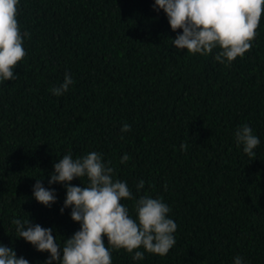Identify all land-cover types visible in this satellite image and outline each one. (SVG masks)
<instances>
[{"label":"trees","instance_id":"trees-1","mask_svg":"<svg viewBox=\"0 0 264 264\" xmlns=\"http://www.w3.org/2000/svg\"><path fill=\"white\" fill-rule=\"evenodd\" d=\"M154 2L19 0L29 36L17 77L0 80V244L29 264L50 254L19 238L12 220L52 228L62 248L80 224L71 207L61 213L66 189L49 184L50 174L63 155L93 151L134 197L165 202L177 224L163 256L117 250L103 237L112 264H234L237 256L264 264V13L250 50L220 63L219 47L208 55L175 48L182 29L173 31ZM65 73L73 83L57 97L50 89ZM244 124L260 140L252 157L234 137ZM39 178L54 189L50 207L33 197ZM121 203L135 219L134 200ZM135 251L144 258L133 260Z\"/></svg>","mask_w":264,"mask_h":264},{"label":"clouds","instance_id":"clouds-1","mask_svg":"<svg viewBox=\"0 0 264 264\" xmlns=\"http://www.w3.org/2000/svg\"><path fill=\"white\" fill-rule=\"evenodd\" d=\"M19 0H0V80H13L14 69L26 55L24 37L17 21ZM154 10H163L173 31L182 29L175 39H171L177 49L189 53L208 55L219 47L215 56L220 63H231L238 56L250 50L255 38L262 13L264 0H155ZM73 83L71 75L65 73L64 81L50 89L57 97L69 90ZM131 126L123 124L121 132H128ZM237 146L249 157L260 144L259 138L247 124L237 128L234 134ZM181 150L186 145L181 144ZM125 154L121 162L127 161ZM49 184L61 183L66 189L63 207H71V219L80 224V229L64 240L61 248L54 237L52 228L32 225L30 220L14 218L19 238L32 244L37 251H47L50 255L44 264H112L109 247L124 249L129 253L143 247L145 252L166 255L175 245L174 233L177 224L169 218V206L158 198L145 194L138 199L119 179H113L114 169L103 162L102 154L90 152L80 158L63 155L54 164ZM87 177V186H75L70 182L75 178ZM141 180L137 191L144 187ZM33 197L37 202L50 207L56 202L54 189H46L41 179L33 185ZM122 199L134 200L136 218L129 215V209ZM144 258V252L135 251L133 260ZM243 258L234 257V264H242ZM0 264H29L24 257H17L15 250L0 244Z\"/></svg>","mask_w":264,"mask_h":264}]
</instances>
